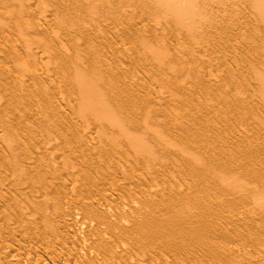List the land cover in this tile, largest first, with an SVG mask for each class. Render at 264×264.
I'll return each instance as SVG.
<instances>
[{
    "label": "rangeland",
    "instance_id": "1",
    "mask_svg": "<svg viewBox=\"0 0 264 264\" xmlns=\"http://www.w3.org/2000/svg\"><path fill=\"white\" fill-rule=\"evenodd\" d=\"M22 1L2 28L19 56L0 29V88H25L0 89V264H264L259 0Z\"/></svg>",
    "mask_w": 264,
    "mask_h": 264
},
{
    "label": "bare ground",
    "instance_id": "2",
    "mask_svg": "<svg viewBox=\"0 0 264 264\" xmlns=\"http://www.w3.org/2000/svg\"><path fill=\"white\" fill-rule=\"evenodd\" d=\"M5 1H6V0H5ZM21 1H22V0H21ZM191 1H192V0H191ZM251 1H252V0H251ZM7 2L11 3L10 0H9V1L7 0L6 2H4V1L1 0V3L4 4V5H5V3L8 4ZM12 2H13V1H12ZM14 2H16V1H14ZM19 2H20V0H19ZM22 2H23V1H22ZM193 2H195V1H193ZM245 2H246V1H245ZM257 2H258V1H254V4H257ZM259 2H261V6H260V3H259ZM259 2H258V4H259V7H261V8H259L258 5H257V6L254 5V6H255L256 8L258 7L259 9H263V10H264V6H263V5H264V3H263L264 0H263V1H262V0L260 1V0H259ZM1 3H0V4H1ZM262 3H263V5H262ZM2 4L0 5V13H1V11L3 10V8H1ZM192 4H193V3H192ZM10 5L14 6L13 3H12V4H9L8 6H10ZM15 5H16V3H15ZM20 5H22L21 2H20ZM6 6H7V5H5L4 8H6ZM8 6H7V7H8ZM262 6H263V8H262ZM2 7H3V6H2ZM16 7L21 8V6H19V4H17ZM16 7H11V8H13V9H11V8L8 7V9H10V10H6V9H4V10H5V12H7L8 14H9L10 12H11V13H17L18 10H17L16 12H13L14 8L16 9ZM23 8H24V5H23ZM1 9H2V10H1ZM4 10H3V11H4ZM11 10H12V11H11ZM263 10H262V12H260L261 10H259L260 14H261V13L264 14ZM8 11H9V12H8ZM19 11H20V12H19ZM19 11H18V14H19V15L22 14V12H21V11H23L22 8L19 9ZM2 13H3V12H2ZM11 13H10V14H11ZM177 13H178V12H177ZM8 14L4 13V16H5V15L8 16V17H12V16H14V18L16 17L15 20L18 18V16H15L14 14H11V16H9L10 14H9V15H8ZM16 15H17V14H16ZM23 15H24V14H23ZM0 16H1V15H0ZM2 16H3V14H2ZM4 16H3V17H4ZM6 16H5V17H6ZM177 16H178V17H177L178 19H179L180 17H182V16H180L179 14H177ZM179 16H180V17H179ZM263 16H264V15H263ZM3 17H0V18L2 19ZM5 17H4V18H5ZM20 17L23 18L24 16L22 17V16L20 15ZM6 19H8V18L6 17V18L4 19V21H3V19H2V23H3L4 25L7 24L6 27H3V25H2L1 22H0V24L2 25V27L0 26V29L2 30V28H3V30H4V29L6 28V29L4 30L5 32L8 31V28H9V25H8V24H9V22H10V21L8 22ZM9 19H10V18H9ZM18 19H19V18H18ZM181 19H182V18H181ZM181 19H180V20H181ZM5 20H6L8 23H7ZM12 20H13V19H12ZM20 20H21V19H19L18 21H20ZM180 20H177V21H180ZM0 21H1V20H0ZM13 21H14V20H13ZM13 21H12V22H13ZM74 21H75V20H74ZM4 22H5V23H4ZM78 22H79V21H78ZM74 23H75V22H74ZM81 23H82V22H81ZM75 24H76V23H75ZM82 24L84 25V23H82ZM12 25H14V23H12ZM16 25H17V24H16ZM192 25H193V24H192ZM192 25H189V26L192 28V31H193V27H192ZM75 26H76V25H75ZM75 26H74V27H75ZM81 26H82V25H81ZM81 26L79 27L80 29L82 28ZM189 26L187 25V28H186V29H188ZM193 26H194V25H193ZM7 27H8V28H7ZM12 27H13V26H12ZM69 27H70V26H69ZM190 27H189V28H190ZM10 28H11V25H10ZM70 28H71V27H70ZM72 28H73V27H72ZM79 28H78V29H79ZM191 28H190V29H191ZM190 29H188V30H190ZM3 30H2L1 32H4ZM6 30H7V31H6ZM9 30H10V29H9ZM190 31H191V30H190ZM192 31H191V32H192ZM1 32H0V33H1ZM5 32H4V33H5ZM8 32H10V31H8ZM0 35H1V34H0ZM3 35H4V37H2V35H1L0 38H1V37H2L3 39L5 38L4 40L2 39V40L4 41V42H3L4 45H5V43H6L5 40H7V38H8V41H7L8 45L6 44V47H5V46L3 45V43H1L2 41L0 40V41H1V42H0V46L3 45L5 48L8 49L9 46H10V45H9V43H10V41H9L10 38H9L8 36L5 37L6 33L3 34ZM58 42H59V41H58ZM3 46H1V47H3ZM1 47H0V48H1ZM10 48L13 49L12 46H10ZM0 50H1V49H0ZM8 50H9V49H8ZM13 50H15V49H13ZM4 51H5V49H4ZM6 51H7V50H6ZM6 51L4 52V55H3V56L0 55V56L2 57V60H3V61H4L5 59L7 60V58L9 59V57L11 58V57H14V56H19V55H17L16 50L14 51V52H16V55H14V56H11V54H10L8 51H7V52H8V53H7ZM2 52H3V51H2ZM2 52H0V53H2ZM10 52H11V51H10ZM12 52H13V51H12ZM14 52L12 53V55L15 54ZM6 53H7L8 55H10V56H9V57L7 56L6 58H3V57L6 56V55H5ZM18 54H21V53L18 52ZM160 55L162 56V54H160ZM21 56H22V55H21ZM1 57H0V58H1ZM18 58H19V57L12 58V59H14V61H15V60L18 59ZM91 58H94V56L91 55ZM163 58H164L163 56H162V58L159 56V59H158V57H157V59H158L159 61L161 60L160 63H162ZM21 59H22V58H19V60H21ZM9 60H11V59H9ZM9 60H8V61H9ZM19 60H16V61H15V64H16L17 61H18L19 63L23 64V65H19V66H25V65H24V64H25V63H24V60L22 59L23 62H21V61H19ZM3 61H2V62H3ZM12 61H13V60H12ZM92 61L94 62V59H92ZM92 61H91V62H92ZM0 62H1V60H0ZM89 62H90V61H89ZM163 62H164V61H163ZM5 63H7V62L4 61V63L2 64V66H1V63H0V66L3 67V65H4L3 68H4L6 71H7L9 68H10V69L12 68V67H8V66H10V63H9V62H8V63H9L8 66H7V64H6V66H5ZM12 63H14V62H11V65L13 66L14 64H12ZM19 63H17V64H19ZM38 64H40V63H38ZM15 66H17V65H14V67H15ZM36 66H38V65L35 64V67H36ZM39 66H40V65H39ZM5 67H6V68H5ZM7 67H8V69H7ZM14 67H13V68H14ZM3 68H0V70L3 71V73H0V79H2V82L0 81V82L2 83V84H0V86H3V84L5 83V82L3 83V80H4V79L6 80V78H8V74H6V73H8V71H7V72L4 71ZM16 68H17V67H16ZM22 68H23V67H22ZM37 68H39V67H37ZM40 68H41V66H40ZM10 69H9V70H10ZM17 70L20 71V70H19V67L17 68ZM39 70H41V69H39ZM83 70H84V72H83ZM2 71H1V72H2ZM78 71H80V70L78 69ZM81 71H82V72H80V74L77 73V75H78V74H79V75L77 76V78H75V79H77L78 81L74 79L75 81H73V82H74L75 84L78 83V86H77V87L80 88L81 91H82V93L80 92V94H81V95L83 94V97L85 96V98H86L85 101L88 103V101H89V98H88V97L93 96V98H95L94 95H93V93H95V96L99 93L98 90H96V91H93V90H92V89H93V88H92L93 85H92L91 87H89L91 84H90V83H88L89 85L87 84V78H88V76H92V75H93V76L96 77V75H94L95 72H93V71H92V74H90V75L87 74V73H91V71H89V72L86 73V71H87L86 69H82ZM3 74H4V75H3ZM6 75H7V77H6ZM4 76H5L6 78H2V77H4ZM75 76H76V74H75ZM229 76H230V75H229ZM13 78H15V77H13ZM89 78H90V77H89ZM8 79H9V78H8ZM8 79H7V80H8ZM17 79H18V78H17ZM19 79H20L21 83L24 84L23 81H22V79H21V78H19ZM259 79H263V77H261V78H259ZM7 80H6V81H7ZM10 80H11V78H10ZM12 80H13V79H12ZM14 80H16V78H15ZM20 81H18V80H16L15 82L13 81V82L15 83V85H17V86H16L17 89H18V85L20 84ZM263 81H264V80H263ZM10 82H11V84H10V85H7V84L10 83ZM13 82H12V81H8V83L6 82V83H7V84H6L7 87H6V85H4L5 88H4V87H1V88H2V89H6V88H7V90H8L9 86L11 87V85L14 84ZM16 82H19V83L16 84ZM261 82H262V81H261ZM262 83H263V82H262ZM71 84H73V83H71ZM75 84H73V85L75 86ZM201 84H202V83H201ZM20 85H21V84H20ZM20 85H19V87H20ZM76 85H77V84H76ZM262 85H263V84H262ZM262 85H261V87H262ZM12 86H13V85H12ZM21 86H24V85H21ZM207 86H208V85H207ZM209 86H210V85H209ZM14 87H15V86H14ZM14 87H13V88H14ZM72 87H73V86H72ZM75 87H76V86H75ZM75 87H74V88H75ZM212 87H213V86H212ZM1 88H0V89H1ZM21 88H22V90L25 89L24 87H20V88L18 89V91H20ZM78 88H75L77 92L80 91V89H78ZM203 88H204V87H203ZM207 89H208V88H207ZM263 89H264V85H263ZM7 90H6V91H7ZM10 90H11V89L9 88L8 92H9ZM15 90H16V89H15ZM15 90H14V91L12 90V91H11L12 93H10V94H12V97H13V95H15L14 97H16V95H18V93H19V92L16 93ZM22 90H21V91H22ZM0 91H1L0 94H1V97H2V96H3V95H2V90H0ZM6 91H4L3 94L5 93V95H6V94H7ZM21 91H20V92H21ZM217 91H218V90H217ZM13 92H15V94H14ZM262 92H263V93H261V90H260L261 95H262V94L264 95V90H263ZM96 93H97V94H96ZM101 93H102V92H101ZM101 93H99V95H97V96L99 97V100H98V98H96L97 100L95 99L97 102H100V99L104 96V95H101ZM102 94H103V93H102ZM6 96H10L11 101H10L9 103H10V105H11V104H12L11 102H12V100H13L12 97H11V95H9V93H8V95H6ZM1 97H0V100H2ZM4 97H5V96H4ZM4 97H3V99H5ZM14 97H13V98H14ZM19 97H20V95L17 96V99H18ZM100 97H101V98H100ZM10 98H9V99H10ZM85 98H84V99H85ZM87 98H88V100H87ZM9 99L6 98V101L3 100V102L7 103V101H9ZM103 99H104V98H103ZM103 99H102V101H104ZM20 100H21V99H20ZM14 102H15V103L17 102L18 104L20 103L19 100L16 101V98H15V101H14ZM14 102H13V104H14L13 108H15V105L17 104V103L15 104ZM3 105H4V106H3L4 108H7V107H8V109H9V107H11L9 104H3ZM19 105H20V104H19ZM19 105H18V106H19ZM4 108H3V109H4ZM13 108H12V109H13ZM5 110H6V111H5ZM16 110H17V106H16ZM4 111H5L4 114H5V113H6L7 115L10 114V111H8L7 109H4ZM13 111H14V109H13ZM13 111H12L11 113H13ZM17 111H18V110H17ZM7 112H8L9 114H8ZM14 113H16V112L14 111ZM6 114H5V116H6ZM197 120H198V119H197ZM199 120H200V118H199ZM2 123H3V121H2ZM5 123H6V122H5ZM198 123H199V122H198ZM199 124H200V123H199ZM1 125L4 126V124H1ZM5 125H6V124H5ZM4 127H5V126H4ZM191 128H192V127H191ZM189 131H191L190 128H189V130H188V133H190ZM185 132H186V131H185ZM186 134H187V133H186ZM186 134H185V135H186ZM185 135H184V136H185ZM188 135L190 136L191 134H188ZM188 135H187V136H188ZM196 135H197V134H196ZM196 135H195V136H196ZM184 136H183V137H184ZM189 136H188V137H189ZM191 136H192V135H191ZM193 136H194V134H193ZM195 136H194V137H195ZM188 137H187V138H188ZM194 137L192 138V141H193V139H195ZM189 138L191 139V137H189ZM190 139H189V140H190ZM202 139H203V138H202ZM185 140H186V139H185ZM195 140L197 141V139H195ZM200 140H201V139L199 138V141H200ZM182 141H183V143H182L183 146H185L186 144L184 143V140H182ZM192 141H191V142H192ZM204 141H205V140H204ZM186 142L189 143L188 141H186ZM202 142H203V140H202ZM184 144H185V145H184ZM189 145H191V143H190ZM187 146H188V145H187ZM186 149H187V148H186ZM186 149H185L184 151H186V152L189 151L188 153L191 154V153H190L191 150H190V149H187V150H188V151H187ZM184 151H183V152H184ZM188 153H183L184 158L186 157L185 154H187V157H188V156H190V157L192 156V158L195 160L194 156H193V155H188ZM192 154H193V153H192ZM180 156H181V155H180ZM195 156H196V155H195ZM187 157H186L187 160H188V158L190 159V157H188V158H187ZM190 160H191V159H190ZM196 160H198L197 157H196ZM191 161H192V162H195V161H193V160H191ZM204 170H205V169H204ZM203 173H204V172H203ZM201 174H202V173H201ZM189 185H190V184H189ZM190 187H191V186H190ZM190 187H189V188H190ZM194 187H196V188H194ZM197 187H198V186H193V188H194L195 190H196V189L198 190V189L201 188V187H200V188H197ZM178 188H180V187H178ZM175 189H176V188H175ZM175 189H174V191H175ZM181 189H182V190H181ZM181 189H180V190L183 192V188H182V187H181ZM194 189H192V191H194ZM168 191H169V190H168ZM171 191H172V190H171ZM198 191H199V190H198ZM198 191H195V194H194V192H193L194 196L198 194V193H196V192H198ZM178 192H180V191H178ZM178 192H173V193H175L174 195H173L172 192H170V193H172V195L174 196V198H175V195H176V193H177L176 198H177V196H178V199H179L180 196H179V193H178ZM182 192H181V194L183 195ZM199 192H200V191H199ZM167 193H168V194H167ZM167 193L165 192L166 195H165V197L162 196V198H167V200H168V198H169V192H167ZM161 194H162V193H160L159 195L161 196ZM181 194H180V195H181ZM162 195H164V194H162ZM167 195H168V197H166ZM160 196H158V197H160ZM173 196H171L170 199L173 198ZM158 197H156V195H155L154 198H155V199H158ZM181 197H182V196H181ZM183 197H184V198H183ZM183 197H182V198L185 199V196H183ZM162 198H161V199H162ZM191 198H192V197H191ZM103 199H104V198H103ZM178 199H174V200L176 201V200H178ZM106 200H109V199L106 198ZM162 200H163V199H162ZM164 200H166V199H164ZM174 200L171 199V202H170V201H169V202L172 204V202H173ZM202 200H203V199H201V201H202ZM206 200H207V199H206ZM158 201H159V200H158ZM158 201L155 200V202H158ZM178 201H179V202L182 201V202H180V203H181L180 205H182L183 202L185 203V201H183L181 198H180V200H178ZM189 201H190V200H189ZM151 202H153L152 199H151ZM151 202H149V205H150ZM169 202H168V203H169ZM202 202H203V201H202ZM209 202H210V201H209ZM158 203H159V202H158ZM158 203H157V204H158ZM168 203H167V204H168ZM174 203H175V202H174ZM176 203H178V202L176 201ZM176 203H175V204H176ZM152 204H153V203H152ZM152 204H151V206L154 205V204H153V205H152ZM157 204H156V207H157ZM171 204H170V205L168 204V205L171 206ZM175 204H174V205H175ZM203 204H204V203H203ZM160 205H161V203L159 204V207H160ZM172 205H173V204H172ZM174 205H173V206H174ZM177 205H179V203H178ZM180 205H179V206H180ZM175 206H176V205H175ZM175 206H174V207H175ZM182 206H184V204H183ZM185 206H186V205H185ZM185 206H184V207H185ZM201 206H202V205H201ZM203 206L205 207V205H203ZM156 207L154 208V206H153V208H154L153 211L156 209L157 212H158V209H157ZM199 207H200V206H199ZM199 207H198V208H199ZM206 207H207V206H206ZM206 207H205V208H206ZM208 207H210V206H208ZM35 208H37V205L35 206ZM161 208H162V207H161ZM169 208H170V207H169ZM170 209H171V208H170ZM174 209H175V208H174ZM174 209L172 208V210H174ZM177 209H178V207H177ZM177 209H176L174 212H176V213L178 214V213H180V212H177ZM181 209H183V208H181ZM184 209H188V208H184ZM184 209H183V211L185 212ZM159 210H160V209H159ZM172 210H171V212H172ZM188 210H189V209H188ZM198 210H199V209H198ZM208 210H209V208H208ZM150 211H151V210H150ZM153 211H152V212H153ZM161 211H162V210H161ZM179 211H180V209H179ZM189 211H190V213H189ZM189 211H187V213H188V215L190 214V217H191V215H192L191 212H192V211H191V210H189ZM205 211H206V210H205ZM157 212L155 211V213H154V212H153V213L156 214ZM174 212H172V213H174ZM184 212H183V214H186V215H184V216H182V215H180V214H179V215L181 216V218H182V217H185V216L188 218L189 216L187 215V213H184ZM207 212H208V211H207ZM150 213H151V212H150ZM158 213H160V211H159ZM161 213H162V212H161ZM161 213H160V216L163 215V213H162V215H161ZM176 213H175V214H176ZM206 214H207V213H206ZM147 215H148V214H147ZM151 215H152V214H151ZM208 215H209V214H208ZM156 216H157V215H156ZM160 216H159V217H160ZM192 216H193V215H192ZM195 216H196V215H195ZM195 216L191 217V220H190V219H189V220L187 219L186 221H182V222H183V224H182V225H183V231L185 230L184 226H187L185 222L189 221L188 223H190L191 221L193 222V221L195 220V221L198 223L199 218H197L198 220H197V219H194ZM145 217H146V215H145ZM150 217H152V216H150ZM203 217H204V216H203ZM203 217H202V218H203ZM142 218H144V217H142ZM148 218H149V217H148ZM148 218H147V219H148ZM152 218H154V216H153ZM161 218H163V217H161ZM165 218H166V217H165ZM165 218H164L163 220H165ZM195 218H196V217H195ZM204 218H205V217H204ZM154 219H155V218H154ZM154 219H153V220H154ZM156 219H158V218L156 217ZM167 219H169V218H167ZM167 219H166V220H167ZM192 219H193V220H192ZM140 220H141V219H140ZM149 220H150V218L148 219V221H149ZM166 220H165V221H166ZM180 220H181V219H179L178 221H180ZM182 220H185V218H183ZM206 220H207V219H206ZM138 221H139V220H138ZM143 221H144V220H143ZM145 221H147V220H145ZM145 221H144V222H145ZM148 221H147V222H148ZM155 221H156V220H155ZM160 221H161V220H160ZM160 221H158L159 224H160V225L163 224V222H160ZM168 221H169V220H168ZM195 221H194V222H195ZM199 221H200V220H199ZM208 221H209V220H208ZM153 222H154V221H153ZM158 222H154V224L158 225V224H157ZM170 222H172V221H169V223H166V222H164V223H166V224L169 225V224H171ZM192 222H191V224L194 223V222H193V223H192ZM196 222H195V223H196ZM206 222H207V221H206ZM140 223H143V222H140ZM145 223H146V222H145ZM149 223H150V221H149ZM184 223H185V225H184ZM188 223H187V224H188ZM197 223H196V224H197ZM138 224H139V223H138ZM209 224H210V223H209ZM139 225H141V224H139ZM147 225H148V224H147ZM194 225H195V224H194ZM194 225H193V226H194ZM198 225H199V224H198ZM198 225H197L196 227L194 226V227H195L194 229H197ZM217 225H218V223H217ZM217 225L215 226V228L218 227ZM149 226H152V225H149ZM154 226H155V225H154ZM154 226H152V228H153ZM162 226H166V225H162ZM169 226H171V228H172V224L169 225ZM203 226H204V225H203ZM138 227H139V226H138ZM155 227H156V226H155ZM155 227H154V228H155ZM173 227H174V226H173ZM176 227H177V226H176ZM176 227H175V229H173L174 232H175V230H177ZM181 227H182V226H181ZM204 227H205V226H204ZM148 228H150V227H148ZM154 228H153V229H154ZM162 228H165V227H162ZM167 228H168V232H169L170 228H169V227H167ZM178 228H179V227H178ZM186 228L188 229V227H186ZM198 228H199V227H198ZM143 229H144V228H143ZM156 229H157V228H156ZM159 229L161 230V227H159ZM165 229H166V228H165ZM179 229H180V231L182 230L181 228H179ZM200 229H201V227H200ZM154 230H155V229H154ZM157 230H158V229H157ZM157 230H155V231H157ZM188 230H189V229H188ZM204 230H205V229H203V231H202V230H198V231H202V233H203ZM142 231H144V230H142ZM163 231H164V229H163ZM163 231H161V232H162L163 235H164V234H165L164 232H166V230H165L164 232H163ZM173 231L170 232L169 234L174 233ZM183 231H182V234H181L182 236H183V234L185 235L186 233L189 234L188 236H185L186 238H189V237L191 238V237L193 236L192 232L194 233V231H191V233H189L190 230L187 231L186 233L183 232ZM198 231L196 230L197 233H198ZM207 231H208V230H207ZM146 232H148V229H147ZM157 232H160V231L158 230ZM210 232H211V231H210ZM214 232H215V231H214ZM216 232H217V231H216ZM216 232H215V233H216ZM155 233H156V232H155ZM162 233H159L160 237H161V234H162ZM166 233H167V232H166ZM180 233H181V232H180ZM199 233H201V232H199ZM202 233H201V234H202ZM215 233H214V234H215ZM148 234H149V233H148ZM148 234H146V236H147ZM194 234H196V233H194ZM203 234H204V233H203ZM212 234H213V233H212ZM144 235H145V234H144ZM156 235H157V237H159L158 234H156ZM166 235H167V234H166ZM166 235H164V236H166ZM181 235H180V236H181ZM186 235H187V234H186ZM196 235H197V234H196ZM196 235H194V236H196ZM207 235H209V233H208ZM151 236H152V235H150L149 237H151ZM154 236H155V235L152 236V239H153ZM167 236H169V235H167ZM167 236L165 237V239L167 238ZM174 236H176V235H174ZM177 236H178V235H177ZM177 236L174 237V238H175V239H177V238L179 239L180 236H178V237H177ZM182 236H181V237H182ZM194 236H193V237H194ZM211 236H212V235H211ZM143 237H144V236H143ZM160 237H159V238H160ZM170 237H171V236H170ZM170 237H168V239H169ZM183 237H184V236H183ZM193 237H192V238H193ZM209 237H210V236H209ZM147 238H148V237H147ZM159 238H158L157 240H159ZM171 238H172V237H171ZM171 238H170V240H171ZM190 238H189V239H190ZM192 238H191V239H192ZM196 238H197V237H196ZM196 238H195V239H196ZM210 238H211V237H210ZM212 238H213V237H212ZM163 239H164V238H163ZM168 239H166L165 241H168ZM178 239H177V240H178ZM150 240H151V239H150ZM153 240H154V239H153ZM153 240H152V241H153ZM155 240H156V239H155ZM157 240H156V241H153V242H157ZM172 240H173V239H172ZM184 240H185V239H184ZM193 240H194V239H193ZM193 240H192V241H193ZM211 240H212V239H211ZM165 241H164V242H165ZM181 241H182V240H180V242H181ZM187 241H188V239H187ZM187 241H186V243H188ZM207 241H208V239H207ZM153 242H152V243H153ZM159 242H160V241H159ZM161 242H163V240H162ZM172 242H173V241H172ZM172 242H170L171 245H172L173 243H174V244L176 243V242H173V243H172ZM177 242H179V241H177ZM182 242H183V241H182ZM189 242H190V240H189ZM194 242H196V241H194ZM202 242H203V241H202ZM209 242H210V241H209ZM212 242H213V241H212ZM145 243H146V241H145ZM150 243H151V241H150ZM165 243H166V242H165ZM184 243H185V242H184ZM186 243H185V244H186ZM192 243H193V242H192ZM197 243H198V242H197ZM210 243H211V242H210ZM148 244H149V241H148ZM154 244H155V243H154ZM156 244H157V243H156ZM161 244H162V243H161ZM161 244H160V246H163V245H161ZM163 244H164V243H163ZM177 244H178V243H176V246H177ZM149 245H150V244H149ZM164 245H165V244H164ZM179 245H180V243H179ZM181 245H182V244H181ZM181 245H180V246H181ZM206 245H207V244H206ZM152 246H153V245H152ZM180 246H179V247H180ZM187 246H188V245H187ZM173 247L176 248L175 246H173ZM193 247H194V246H193ZM200 247H201V245H200ZM214 247H215V246H214ZM208 248H209V247H208ZM211 248H212V246H211ZM191 249H192V248H191ZM204 249H206V247H205ZM204 249H202V250L205 251ZM178 250H179V249H178ZM186 250H188V249H186ZM166 251H167V250H166ZM174 251H175V250H174ZM207 251H208V250H207ZM183 252H184V251H183ZM205 253H206V252H205ZM176 254H177V253H176ZM182 254H183V253H182ZM207 255H209V253H208ZM214 255H215V254H214ZM218 255H219V254H218ZM212 256H213V255H212ZM216 256H217V255H216ZM179 257H180V256H179ZM185 257H186V256H185ZM181 258H182V257H181ZM183 258H184V256H183ZM214 258L216 259V257H214ZM182 261H183V259H182ZM201 261H202V260H201ZM203 261H204V259H203ZM205 261H206V260H205ZM212 261H213V260H212ZM64 262H65V261H64ZM65 263H66V262H65ZM180 263H181V262H180ZM201 263H202V262H201ZM182 264H183V263H182Z\"/></svg>",
    "mask_w": 264,
    "mask_h": 264
}]
</instances>
